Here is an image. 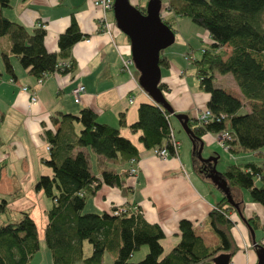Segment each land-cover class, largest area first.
<instances>
[{"label":"trees","instance_id":"1","mask_svg":"<svg viewBox=\"0 0 264 264\" xmlns=\"http://www.w3.org/2000/svg\"><path fill=\"white\" fill-rule=\"evenodd\" d=\"M169 12L188 17L208 35V42L200 48V56L192 61L196 69L198 87L207 94L206 109L211 118L197 123L188 118L191 129L192 157L195 169L206 176L203 164L195 156L200 138L206 134L226 132L230 151L237 146L244 150H259L264 145V0H167ZM9 0H0V37L9 38V52L22 68L35 78L58 71H72L69 50L82 35L75 21L57 37L58 52H48L43 44L45 35L40 25L30 30L2 15ZM162 21L171 28L172 24ZM4 69L12 73L7 54L0 53ZM193 59V58H192ZM165 60L159 57V65ZM231 75L249 110L239 113L242 102L228 91L214 85V74ZM13 80V79H12ZM161 91L163 85L159 84ZM169 114L155 103H140L137 119L129 125L132 132L140 131L138 141L146 149L164 147L168 155L174 151L168 141ZM79 124L78 131L74 125ZM123 118L118 124H123ZM52 127L44 129L48 157L42 162L52 175L39 176L34 190L50 200L43 230L45 248L52 264H101L104 252L112 254L109 264H213L218 254L233 253L229 234L231 221L228 211H235L225 196L206 216L209 230L217 238L213 246L204 244L190 221L180 219L178 242L162 255V229L148 223L136 207L112 206L109 211L85 208L87 200L102 184L120 186L117 174L102 170L99 177L90 173L87 155L80 149L90 148L104 160L119 161L129 167L130 159L137 160L134 145L118 133L116 127L100 123L95 113L82 107L77 114L58 113L51 118ZM75 150V151H74ZM228 188L245 189L251 202L264 206V159L253 162L227 164L220 172ZM230 194V193H229ZM234 201V200H233ZM235 202V201H234ZM238 209L240 203L236 202ZM120 208L117 214L112 211ZM6 212L5 199L0 198V215ZM252 230L254 218L245 219ZM90 253L83 256V244ZM141 245L147 246L144 256L136 261L128 259ZM36 227L26 211H19L16 219L0 221V264H28L38 250Z\"/></svg>","mask_w":264,"mask_h":264},{"label":"crops","instance_id":"2","mask_svg":"<svg viewBox=\"0 0 264 264\" xmlns=\"http://www.w3.org/2000/svg\"><path fill=\"white\" fill-rule=\"evenodd\" d=\"M93 1L9 0V6L2 9L5 18L28 30L37 24L42 25L45 31L43 44L48 52H58L57 37L72 19L82 37L69 50L72 71L65 74L54 71L40 81L28 73V68H22L17 58L9 52L8 36L0 37V53L7 54L12 68V73L7 72L0 57V198L6 202V212L1 217L12 220L17 218L19 211H26L35 224L38 245L42 243L45 212L50 203H44L42 192L34 190V184L39 176L52 175L50 167L42 162L48 157L43 131L52 127L51 118L58 113L75 115L80 108L88 107L95 113L98 122L116 127L118 133L134 145L137 150V172L136 177L132 178L125 172L126 164L104 160L90 148L80 149L87 155L93 176L99 177L102 170H109L118 175L121 183L118 187L100 185L90 198V207L85 208L109 211L112 206H125L128 209L136 207L148 223H155L162 229V255L178 242L177 224L180 219L190 221L204 244L213 246L217 238L209 230L206 216L223 194L195 169L191 141L172 115H169L168 123L178 147L174 155H168L165 159L155 156L152 148L142 146L138 141L140 131L132 132L129 129V125L137 119V106L153 101L138 86L136 76L130 71V64V75L122 69V62L130 60L129 43L112 23L113 16L109 15L111 9L102 10L93 5ZM129 2L141 8L140 0ZM160 15L162 18L166 13ZM159 56L165 60V65H159L164 98L175 113H183L193 119L206 107L208 98L204 92L200 95L202 90L198 87L196 69L198 91L191 92L183 54L171 50L167 53L160 51ZM222 78L231 82L230 88L225 86ZM213 82L241 100L242 112L249 110V103L242 99L231 75L215 73ZM77 84L83 86V91L75 102L71 90ZM23 86L35 96V103L28 102V92L21 91ZM184 92H188L192 99L188 101L191 104L187 108H183L175 98V95ZM130 97L132 103L128 102ZM120 117L124 123L119 125ZM79 128L80 125L76 123L74 130L78 131ZM209 147H219L213 141V135ZM233 151L240 152L232 164H259L264 159V149L252 151L261 156L259 161L247 159V150L237 146L233 147ZM215 154L209 151L207 156ZM218 162L219 157L214 167ZM224 167L218 172H222ZM229 193L232 200L240 203L242 217L255 219L254 241L264 246V206L251 202L245 189L232 187ZM10 197L13 199L7 200ZM227 214L232 223L229 234L234 247L229 263L256 264L255 245L246 223L235 211H228Z\"/></svg>","mask_w":264,"mask_h":264},{"label":"water","instance_id":"3","mask_svg":"<svg viewBox=\"0 0 264 264\" xmlns=\"http://www.w3.org/2000/svg\"><path fill=\"white\" fill-rule=\"evenodd\" d=\"M160 10V0H147L143 11L132 5L129 0H112L111 3L114 25L126 36L129 43L130 61L138 73L136 78L138 86L150 97L153 103L159 105L178 121L191 141V129L187 125V115L175 113L159 88V54L161 50L174 41V33L162 21ZM202 145L203 143L200 140L195 149L197 161L203 164V168L207 169L206 177L225 196L227 203L235 209L240 219L245 222L237 203L232 200L229 194V188L225 180L220 177V172L215 170L214 164L218 155L202 157ZM191 149H194L192 143ZM247 228L253 245H255L256 264H264V246L255 243L253 230L248 226ZM212 262L213 264H230L229 255L226 253L218 254L212 258Z\"/></svg>","mask_w":264,"mask_h":264},{"label":"rangeland","instance_id":"4","mask_svg":"<svg viewBox=\"0 0 264 264\" xmlns=\"http://www.w3.org/2000/svg\"><path fill=\"white\" fill-rule=\"evenodd\" d=\"M140 1H141L140 6L143 9L146 5L147 0H140ZM160 1H161L160 13H163V12L166 13L165 20L169 21V23L172 24L171 30L174 33L173 43L171 45L167 46L166 48H164L163 50H161V52L167 53V52L173 50L174 52L179 53V55L183 54V58H184V55L186 53H188L190 55L191 60L189 59L188 61H186L187 69L185 70L186 71V78L188 79L187 84H188V86L191 87V89H190L191 92L198 91L197 90L198 89L197 88V79L195 78V67L191 61H193L192 58L200 56V48L205 46V44H207V42H208L207 34H205L206 32L202 28L198 27L196 24L191 22V20L188 17L181 16V15H173L172 13H170L168 11L169 8H168L167 0H160ZM109 15L112 16V12H110ZM111 20H112V23L114 24L112 17H111ZM185 42L187 43V45L185 44ZM184 51H186V52L183 53ZM129 68H130V71L137 78L138 73L135 70L132 63H130ZM222 81L225 83V86H228L230 88L231 82L229 80H227V78H222ZM202 94H203V91L200 92L201 96H202ZM197 95H199V94H197ZM175 98H177L176 100L180 103V105L183 108L184 107L187 108L191 104V103L189 104L188 101L192 100L190 98V95L188 94V92L179 93V94H177V96L175 95ZM197 98H199V96ZM241 112H242V110L240 109L239 113H241ZM210 137H212V134L206 133L200 138V140L203 143L201 156L206 157L209 151H214L219 157V162L215 166L216 171L222 170L224 165L227 163H229V164L234 163V160H235L234 158L237 157V154H239L240 151L234 152V151H230V150H224L220 147L212 149L211 147H209ZM263 149H264V145L258 151H260V150L262 151ZM247 152H248L247 159L253 158V159L257 160L258 158L261 157L260 155H255L252 151L247 150ZM259 160L260 159H258V161ZM238 161H240V159ZM210 185H212V184L210 183ZM90 198L88 199L89 201L87 200L88 203L86 204V207H90L89 206L90 205ZM11 199H13V198L10 197V199H7V200H11ZM42 199H43L44 203H46V204L50 203V200L48 198H46L44 195L42 196ZM0 221H1V215H0ZM84 244H85V247H83L82 252H83V256H87L90 253V246L86 241H84ZM38 246H39L38 250L30 258V260L28 261V264H52L50 254L47 251V249L45 248L44 241L42 240V243ZM146 251H147V246L141 245L138 249H136L132 252V254L130 255L128 260L130 262H136L144 256ZM112 257L113 256L111 253H109L107 251L104 252L102 260H101V264H109Z\"/></svg>","mask_w":264,"mask_h":264},{"label":"built area","instance_id":"5","mask_svg":"<svg viewBox=\"0 0 264 264\" xmlns=\"http://www.w3.org/2000/svg\"><path fill=\"white\" fill-rule=\"evenodd\" d=\"M93 5L99 7L100 9L102 10H106V9H111V3L112 1L111 0H94L93 2ZM103 22H104V19H103ZM42 27V25H40ZM184 59L185 61H188L189 59L191 60L190 58V55L188 53H186L184 55ZM131 61L128 60V61H123L122 62V69L125 70L129 75H130V72H129V69H128V64H130ZM42 78H39L38 81H40ZM9 81H14L12 79H9ZM21 91H24V92H28V102L30 104H33L35 103L36 101V98L35 96L32 94V93H29L28 89L26 86H23L21 87ZM83 91V86L81 84H77L72 90H71V97L73 99V101L77 102L78 101V97H79V94ZM128 102L129 103H132V98L130 97L128 99ZM195 120L197 121V123H204L206 122L207 120H209L211 118V113L208 109L206 108H203L200 113L196 114V116L194 117ZM230 137L229 135L226 133V132H218V133H215L213 134V141L222 149L224 150H228L229 149V146H228V141H229ZM168 141L174 151V153L176 152V149L178 147V143L177 141L173 138V135H172V131L171 129L169 130V138H168ZM46 149L48 150V146H46ZM152 153L161 158V159H165L167 156H168V152L167 150L164 148V147H155V148H152ZM125 172L130 175L132 178H135L136 177V172H137V167H136V160L134 159H130L129 161V167H127V169L125 170ZM120 211V208L118 209H115L112 211L113 214H117L118 212ZM263 234H264V228H263Z\"/></svg>","mask_w":264,"mask_h":264},{"label":"flooded vegetation","instance_id":"6","mask_svg":"<svg viewBox=\"0 0 264 264\" xmlns=\"http://www.w3.org/2000/svg\"><path fill=\"white\" fill-rule=\"evenodd\" d=\"M139 9L143 11V9H142V8H139ZM204 169H205V171L207 172V169H206V168H204Z\"/></svg>","mask_w":264,"mask_h":264}]
</instances>
